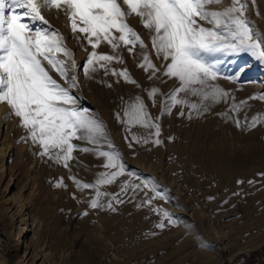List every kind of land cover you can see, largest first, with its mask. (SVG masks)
Instances as JSON below:
<instances>
[{
	"label": "bare ground",
	"instance_id": "6f19581e",
	"mask_svg": "<svg viewBox=\"0 0 264 264\" xmlns=\"http://www.w3.org/2000/svg\"><path fill=\"white\" fill-rule=\"evenodd\" d=\"M258 3L260 8L264 7V0H258ZM212 10L217 11L213 8ZM45 13L49 15L48 10H45ZM133 73L143 83V100L151 106L148 113L150 123L159 126V135H156L155 128L122 122L125 120V109L135 102L136 97H140L134 86L129 84H126L120 93L122 96L119 94L122 98V104H120L123 109L120 123L125 126V133L132 144L127 153L131 163L137 169L143 161L148 160L149 168L141 173V177H130L126 172L114 183L101 185L100 190L109 195L100 198L99 203L105 206L97 208L90 207L91 200L95 198L94 190L79 189L80 199H76L74 186L70 184L67 177H62L64 186L65 184L68 186L69 202H78L83 208L84 217L90 221L88 228H90L92 244L103 248L110 246L113 249L111 252V248H107L112 253L111 262L113 264H152V258L154 264H224L226 260L228 263L232 262L237 255V250H243L238 247V240L253 235L254 232L264 227V105L262 101L259 98L250 97L242 106H239L238 111H234V104L227 105L222 101L224 99L213 103L211 100L201 101L198 97L181 92L178 98L185 99L188 104H176L173 106L174 110L171 109L164 115L165 120L159 117L161 121L155 122L157 110L160 109L162 100L165 101V93L160 89L153 98H149V91L152 88L157 89L158 81L148 79L144 71L137 68H134ZM89 78L93 85L101 86L92 72ZM171 79L179 84L175 78ZM116 89L110 88L109 85L105 89V98L108 100L110 109L118 105L116 99L119 95ZM239 92L241 91H237V95L241 97ZM189 104H203L204 107L194 110L188 106ZM182 106L189 107L198 118L199 127L196 132L187 129V126H183L181 131L177 132L179 129L177 124L181 120L176 121V114L179 115L180 110L178 109ZM8 107L6 103H0V180L4 179V170L5 173L8 172V180L4 186L5 195L0 197V222L4 225L5 233L3 236L0 228V264H51L41 239L48 223L49 205H52V198L43 182H41L42 189L38 193L34 179L22 187L16 182L19 174L18 167L26 161L33 166L37 158L36 152L25 146L22 141H15V145H11L13 144L11 127L9 117L7 118L8 115H6ZM254 117L261 119L255 126L250 127ZM238 118H241L240 126L236 123ZM176 133H180V138L176 140L178 143L174 141ZM134 137L140 138L141 142H136ZM145 138L148 139V143L142 142ZM156 140L160 141L158 145L154 143ZM73 141L80 140L74 139ZM88 144L90 151L78 154L76 151L72 153L73 159L69 160L72 168L82 177L81 184H94L101 173L113 171L105 169L103 167L106 162L105 158L95 154L96 151L105 150L96 149L93 144ZM165 146H168V153L161 154ZM7 160H9L8 164ZM159 163L167 164L172 171L171 174L174 172L177 177V174H181V177L184 175L186 182L183 184L187 185L185 189L189 188L191 192L196 191L200 198V201L196 198L200 206H204L202 203H205L210 212L214 208L219 210L221 205L232 201L239 203L244 200L249 203L245 211L242 207L220 211L217 218L228 229L225 235L217 239L216 245L208 244V239L206 242L200 235L198 222L202 219L203 210L197 206V202L194 206L198 208L189 206V210H186L180 206L176 208L177 205L176 207L170 205V202H166L165 199L164 201L159 195V198L151 199L156 194L150 188L121 191V184L129 181L140 185L147 181L154 184L155 188L159 186L161 179L157 181L152 177L153 173L159 170ZM46 170V166L42 165L41 173ZM146 171L152 176L150 177ZM13 180L16 184L12 183ZM13 188L16 192L10 194ZM77 189L78 187L75 190ZM165 189H167L166 186ZM171 191L173 192V189ZM43 195L46 196L43 197ZM113 195H118L119 201L122 202L112 199ZM148 199H151L150 205L146 203ZM175 202L176 200L173 202L174 205ZM108 203H111V209L106 206ZM153 209L162 211L158 213ZM163 211L176 217V222H174L177 224L173 223L176 227H171L174 226L173 224L169 225L167 218L162 215ZM161 223L164 225L163 228L157 226ZM192 241L198 244V248L188 251ZM258 244L255 243L253 247ZM224 252L226 256L223 255ZM157 253L161 254L158 258Z\"/></svg>",
	"mask_w": 264,
	"mask_h": 264
},
{
	"label": "snow or ice",
	"instance_id": "6c2138e0",
	"mask_svg": "<svg viewBox=\"0 0 264 264\" xmlns=\"http://www.w3.org/2000/svg\"><path fill=\"white\" fill-rule=\"evenodd\" d=\"M222 3L223 0H122V6L118 0H0V103H6L19 118L27 138L39 145L40 155L64 167H68L74 151H90L78 148L72 143L74 139L85 140L99 149L101 140L107 138L103 123L90 116L88 109L77 106V97L72 94V89L78 87L74 55L65 47L64 38L58 31L48 30L49 22L42 15V9L52 7L63 9L71 31L83 34L91 45L92 51L83 67L86 76L95 72L94 65L100 62H103L101 66L105 72L108 71L107 64L113 60L123 62L119 56L97 53L95 50L102 41L113 51L121 44L130 53L141 49L143 63L139 66L151 70L150 78L155 76L157 69L146 51L147 46L127 23V17L134 15L140 18L142 26L151 34V48L157 59L167 62L164 76L179 81V86L169 94L170 103H165V110L170 112L176 104H188L185 99L178 98L181 92L201 101L219 102L230 94L211 83L220 77L221 61L213 62L208 57L249 52L264 60V36L246 17L247 5L242 0H231L222 11L210 10L211 6ZM37 22L47 26L45 30L39 27L33 29L32 25ZM201 22L212 27H204ZM60 53L64 59L58 58ZM49 70L57 73L68 87L54 79ZM113 75L123 76L127 82L135 83L128 77L126 69L120 73L113 71ZM157 93L158 89L152 88L149 98ZM259 98L264 100V96ZM188 106L194 110L204 107L203 104ZM233 110L238 111L239 105L234 104ZM260 119L254 117L250 127ZM122 122L155 128L156 135H159V126L150 123V116L140 97H136L135 102L125 109V120ZM236 123L240 126L239 120ZM134 139L141 142L138 137ZM142 142L149 141L145 138ZM154 143L158 145L160 141ZM108 147L113 150L96 151L95 154L105 158V169L113 171L101 173L94 184H81L70 177L78 189L95 191V198L90 203L92 208L105 206L99 200L109 194L100 190L101 185L114 183L126 172L130 177L137 175L128 172L121 154L114 150L110 142ZM120 187L122 192L150 188L156 193L155 185L147 181L143 185L124 182ZM111 198L122 202L118 195ZM155 198H159L158 193L151 199ZM151 199L146 203L150 205ZM106 206L109 209L112 207L111 203ZM162 215L171 219L166 211ZM157 226L164 227L163 223Z\"/></svg>",
	"mask_w": 264,
	"mask_h": 264
},
{
	"label": "rangeland",
	"instance_id": "374dc122",
	"mask_svg": "<svg viewBox=\"0 0 264 264\" xmlns=\"http://www.w3.org/2000/svg\"><path fill=\"white\" fill-rule=\"evenodd\" d=\"M118 2L121 3V5L123 6L122 0H118ZM230 3L231 0H223V3L220 5L211 6L210 10H212L213 8L216 9L217 11H222L223 8L225 6L230 5ZM242 3H245L247 5V12L245 13L246 17L251 21L254 28L259 31L261 36H264V10H263L264 7L260 8L258 0L257 1L242 0ZM124 7L126 9V6ZM45 10L49 11V15H46ZM41 11L44 18L49 22L50 28L48 30L58 31L59 34L62 35L64 38L63 43L65 47L74 55L75 62L77 65V72L74 74L78 76L79 86L72 89V94L75 97H77V106L80 109H88L89 110L88 113H90L89 115L101 121L103 123L104 128L107 130V138L105 140H101L100 148L104 149L105 151H112L113 148L108 147V142H110L111 145L114 146V150L121 154L123 163L125 164V167L128 170V172H135L137 174L136 176L141 177V173L145 172V170L149 168V162L148 160L143 161L144 163L142 162L139 165L140 168L137 167L136 169V167H134L135 165L131 163L130 157H128L127 155L128 149L132 146V144L131 141L129 140V137H127V134L125 133L126 132L125 126L120 123L123 117V109L121 108L122 95L120 93L122 92V90H124L123 88L125 87L126 84L134 86V88L137 90L140 96V99L142 97V101H144L143 103L144 105H146L145 107L147 113H149L151 106L150 104H147L145 100H143L144 98L143 83L138 78L135 77L133 70L134 68L140 69L144 71L148 79L150 80L156 79L158 81L156 82L159 85V86L157 85V89L158 90L161 89L162 92L165 93L164 94L165 101L162 100L160 109L157 110V117L155 119V122L156 121L160 122L161 118L159 117H162L164 119V115L168 113L165 110L164 105L166 102L170 103L168 99L169 93H172L179 86L178 82L164 76L165 66L167 62L163 61L162 59H157L155 52L152 51L151 41H150L151 34L149 33L148 30H146L142 26L139 17H136L134 15H129L127 17V23L143 40L144 44L147 46L146 51L149 54L150 60L156 66L157 71L155 76L152 77V79L150 78L151 70H145L144 68H141L139 66L140 64L143 63L141 49L139 48L134 49L130 53L128 51V48L125 47L123 44H121L116 51H113L111 46H109L106 42L102 41L95 51L99 54L119 56L123 62L117 63L115 60H113L111 63L107 64V69H108L107 72H105L104 67L101 66L103 62L94 65V67H96L97 70L92 73L94 74L95 77H97V79L101 84V86L96 87L95 85H93L89 76H86L83 72V67L86 64L87 57L92 51L91 45L88 43L87 39L84 38L83 34L73 33L71 31L70 22L63 9L57 10L55 7H52L49 9H42ZM201 23H203L204 27H212V25H209L207 23L204 22ZM32 27L33 29L39 27L41 28V30H45L47 26L37 22L36 24H33ZM58 58L64 59L63 54L62 53L58 54ZM208 59L213 62L217 60L221 61L219 66L220 77L213 83L230 94L227 98H224V100H222L225 104L231 105L236 103L235 105L242 106L244 103L241 104L240 103L241 101L245 102L250 97L259 98L260 96H264V60L258 59L256 55H253L249 52L217 55L215 57H208ZM45 66L47 67V65ZM248 67L251 69L249 70ZM125 69L127 70L128 77H130L132 81H135V83L127 82L123 76L113 75V71H115L116 73H120ZM49 71L54 79H56L63 86L68 87V85L65 84L63 80H61V78L57 73L51 70ZM225 77H232L233 79H227ZM107 85H110V88L111 87L114 89L117 88L116 90L118 91V95L119 94L121 95V96L119 95V98L117 97L116 102H118V105H116V108L114 109H110L111 107L108 106V100L105 98L106 95L105 89ZM237 91H241L239 92L242 95L241 97L237 95ZM105 100L107 102H105ZM261 101L264 105V100ZM174 108L173 106L171 107V109L173 110ZM7 109L8 112L6 113V115H8L7 118L9 117L8 119L10 121V127H11V142L13 141V144L11 145L14 146L15 141L16 142L22 141L25 146L30 147L34 152H36V158H37L34 161L33 166L31 165V163L26 161L23 162V164L18 167L19 174L16 179L17 184L21 187L26 186V184H28L31 181V179H34L36 181V188L38 193V191L42 189L41 182H43V184H45V188L46 189L48 188L47 190L49 191V194L51 195L52 198V202H51L52 205H49L50 212L48 213V223L41 239L42 244L49 256L50 263L51 264H96L95 262H97V264H108V263L113 264V262H111L112 253H110L109 249H107L110 246H108L107 248H103L102 246H95L94 244H92L93 242H91L92 239L90 234V228H88L90 225V221H88L84 217L83 208L80 206L78 202L75 203L69 202L70 197L67 191L68 186L67 184H65L64 186L63 184L64 181L62 182L61 179L62 177L68 178L70 184L74 186L75 198L80 199L79 189L75 190L77 188V185L73 182V179L70 178V177H74L76 181H79L81 183L82 177H80V174L72 168V163L70 161H68V167H64L62 164H57L54 161L49 160L47 156L42 157L40 155L41 149L39 145L33 144L32 141L27 138L28 134L25 131V129L20 126L19 118L12 113L9 107ZM178 110H180L179 115L181 117L177 113L176 121L178 120L179 122V119L181 121L177 124L179 127V129L176 128L177 132H180L183 126H187V129L192 130V132H196L199 127V120L196 117V115L193 114V112L187 106L179 107ZM240 119L241 118H238L237 120H239V122L241 123ZM172 122L174 123V121ZM178 138H180V133H176V137L174 141H176ZM124 140H126L128 143ZM177 141L176 143H178ZM73 144H75L78 148H89L90 146L85 140H80L78 142L73 141ZM130 144L131 146H129ZM94 147L96 146L94 145ZM162 150L163 152H161V154L162 153L167 154L168 146L167 147L165 146ZM80 152L81 151H77V154ZM74 153H76V151H74L73 154ZM8 162L9 160H7V164ZM160 164L161 163H159V170L155 171L156 174L151 171L153 173V176L149 175L150 172L146 171V173H148L150 177L152 176L153 178L157 179V181L161 179L159 181V183L160 182L161 183L159 184V186L156 187V192L158 193V195L163 200L165 199L166 202H170V205L174 207H176L177 205L176 208L180 206L186 210H189L190 207H194V208L199 207L201 210H203L202 219L198 222L200 228V235L202 238H204L206 242L209 241L208 244L216 245L217 239L221 238L222 235H225L228 229L217 218L220 211L230 210L232 208H240V207H242V209H244L243 211H245L249 203L248 202L246 203V201L244 200L239 203H236V201H232L227 204L221 205V209L219 208L218 210L214 208V210H211L210 212V209L206 206L205 203H202L205 207L200 206L199 202L197 201L198 199L200 201V198L198 197V193L196 191L192 190L191 192L190 191L191 189L189 188L185 189L187 185L185 183L183 184V182H186L184 175H182L181 177L180 176L181 174H177L178 175L177 177L176 173L173 172L174 174V178H173V174H171L172 171L169 169V166L167 164L162 165L163 163L161 165ZM42 165H45L47 169L46 172L44 173H41L40 171ZM29 166L32 168H30ZM145 166L147 167L145 168ZM4 175H5L3 177L4 179L0 180V197L5 195L4 186L8 180V172L5 173V170H4ZM175 178L177 179L180 178L178 180L179 182L178 181L176 182L177 179ZM16 182H14V180L12 181V183L14 184H16ZM169 182L170 183L173 182L174 184L172 183L171 185ZM165 186L167 189H165ZM171 189H173V192L171 191ZM175 191L178 194H176ZM15 192L16 189L13 188L11 189L10 194ZM191 194L192 196H190ZM44 196L46 195H43V197ZM177 196H178V200H177ZM61 198L62 200H60ZM174 198L176 202L178 201L177 203L175 202V205L173 203L175 201ZM189 201H190V205H189ZM195 202H197L198 207L194 206ZM171 218L172 219L167 218V222L169 223V225L176 222L175 221L176 217L171 216ZM170 221L172 223H170ZM202 222L204 223L202 224ZM176 224L177 223H175V225ZM175 225L174 226L170 225V226L176 227ZM0 228L4 236L5 235L4 225L2 222H0ZM253 235L245 236L242 238V240L241 239L238 240L237 243L238 247L240 249L243 248V250H237L238 251L237 255L234 257L233 261L228 263V261L226 260L224 264H264V227L260 229L258 232L256 233L254 232ZM255 243H259V244L253 247ZM189 245H188L189 246L188 251H192V250L194 251L195 249L198 248V244H196L194 241H192ZM112 250L113 249L111 248V252ZM156 255H157L156 257L158 258L161 254L158 255L157 253ZM223 255L226 256V253L224 252ZM107 258L108 259L110 258L109 261ZM153 260L154 259L152 258L151 260L152 264H154L152 262Z\"/></svg>",
	"mask_w": 264,
	"mask_h": 264
}]
</instances>
